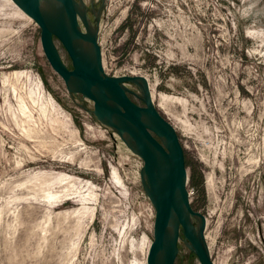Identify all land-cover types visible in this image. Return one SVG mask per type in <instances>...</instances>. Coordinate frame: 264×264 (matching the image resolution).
Wrapping results in <instances>:
<instances>
[{
  "label": "rangeland",
  "instance_id": "1",
  "mask_svg": "<svg viewBox=\"0 0 264 264\" xmlns=\"http://www.w3.org/2000/svg\"><path fill=\"white\" fill-rule=\"evenodd\" d=\"M81 1L105 73L146 77L175 128L214 264H264V0ZM93 109L0 0V264H147L143 161ZM175 264H200L184 240Z\"/></svg>",
  "mask_w": 264,
  "mask_h": 264
},
{
  "label": "water",
  "instance_id": "2",
  "mask_svg": "<svg viewBox=\"0 0 264 264\" xmlns=\"http://www.w3.org/2000/svg\"><path fill=\"white\" fill-rule=\"evenodd\" d=\"M11 1L39 26L45 56L68 91L92 101L91 112L97 121L113 130L143 161L142 186L155 209L147 264H175L181 240L200 264H214L205 235L206 218L193 209L190 201L184 149L173 125L156 108L148 79L105 73L98 40L99 19L91 24L81 7L83 1L53 0L50 9L42 6V0ZM56 39L67 51L72 68L62 60ZM127 85L138 87L141 95Z\"/></svg>",
  "mask_w": 264,
  "mask_h": 264
},
{
  "label": "bare ground",
  "instance_id": "3",
  "mask_svg": "<svg viewBox=\"0 0 264 264\" xmlns=\"http://www.w3.org/2000/svg\"><path fill=\"white\" fill-rule=\"evenodd\" d=\"M81 4H82L81 7L85 10V8H86L85 7L86 6L85 3L83 2ZM42 6L44 8H47V9L53 8L54 7V1L53 0H42ZM91 24L94 25L93 23H91ZM193 221H194L195 224H198V220L197 219H194Z\"/></svg>",
  "mask_w": 264,
  "mask_h": 264
},
{
  "label": "trees",
  "instance_id": "4",
  "mask_svg": "<svg viewBox=\"0 0 264 264\" xmlns=\"http://www.w3.org/2000/svg\"><path fill=\"white\" fill-rule=\"evenodd\" d=\"M200 177H201V175H200Z\"/></svg>",
  "mask_w": 264,
  "mask_h": 264
}]
</instances>
